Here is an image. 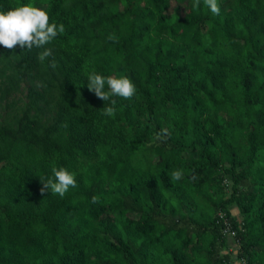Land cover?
<instances>
[{"label":"trees","instance_id":"16d2710c","mask_svg":"<svg viewBox=\"0 0 264 264\" xmlns=\"http://www.w3.org/2000/svg\"><path fill=\"white\" fill-rule=\"evenodd\" d=\"M41 1L65 26L52 56L0 45V264H264V0H218L219 15L203 0H0V11ZM92 72L128 76L136 95L103 114ZM53 167L75 174L63 198L40 191Z\"/></svg>","mask_w":264,"mask_h":264},{"label":"clouds","instance_id":"9594fccd","mask_svg":"<svg viewBox=\"0 0 264 264\" xmlns=\"http://www.w3.org/2000/svg\"><path fill=\"white\" fill-rule=\"evenodd\" d=\"M201 0H192L193 10L198 9ZM203 3L210 9L214 15H219L220 6L218 0H203ZM48 12L31 3L20 4L16 7L9 8L7 11H0V45L6 49L14 50L16 47L22 49L33 48L42 49L38 59L43 62L46 58L52 56V49L47 47L58 34L65 32V26L49 22ZM111 38V37H110ZM52 66L55 67L54 62ZM88 91L104 102H110L104 107L103 114L113 116L115 114L116 100L112 97H121L131 100L137 92L136 86L128 76H103L99 73L92 72L88 74ZM52 177L41 179V193L48 190L54 195L61 198L69 191L70 188L76 187L77 181L75 174L64 167H53L51 169ZM182 171L176 170L171 173V180L178 181L182 178ZM93 197V202L97 201Z\"/></svg>","mask_w":264,"mask_h":264},{"label":"rangeland","instance_id":"374dc122","mask_svg":"<svg viewBox=\"0 0 264 264\" xmlns=\"http://www.w3.org/2000/svg\"><path fill=\"white\" fill-rule=\"evenodd\" d=\"M39 3H40L39 7H41V6L43 7L44 2L41 1ZM193 154H194L193 152L185 151L183 155L186 158H189V156H191ZM228 168H229V165L228 164H223L222 166H220L219 170L217 171L218 182H217L216 191L221 192L222 198L229 197L230 194H231V192H232V190H233V188H232L233 178H232L231 174H229V172L227 171ZM240 188L244 189L245 186H241L240 185ZM234 210H235L234 211L235 213H233L232 210L230 211V213H231V215L233 217H235L237 219V218L240 217V215H239V212L236 211V209H234ZM219 213H224L225 214V212L222 209L219 208L217 210V212L215 213L216 219H218ZM237 220H238V223L240 225L241 218H239ZM222 233L224 234V236H226V232L224 231L223 226H222ZM228 246H229V243L227 242V247ZM232 248H236V247L235 246L234 247H230L229 246L228 249H230V250H228V251L231 252L232 251Z\"/></svg>","mask_w":264,"mask_h":264},{"label":"crops","instance_id":"0c3cea01","mask_svg":"<svg viewBox=\"0 0 264 264\" xmlns=\"http://www.w3.org/2000/svg\"><path fill=\"white\" fill-rule=\"evenodd\" d=\"M234 209H236V211L238 212V208L236 207V206H233V207H231V210H232V212L233 213H235L234 211ZM226 238H227V242L229 243V246L230 247H236V248H232V251H231V253H232V258L234 257V251L237 249V247H238V244H237V242L235 241V239H234V237L233 236H231V235H229V234H226ZM229 246L225 249V251L226 252H230V251H228V250H230V249H228L229 248ZM229 264H244V262L241 260H235L234 258H233V261H231Z\"/></svg>","mask_w":264,"mask_h":264},{"label":"built area","instance_id":"2783aa9c","mask_svg":"<svg viewBox=\"0 0 264 264\" xmlns=\"http://www.w3.org/2000/svg\"><path fill=\"white\" fill-rule=\"evenodd\" d=\"M217 221L222 224L226 234L235 236V231L231 228V222L225 217L224 213H219Z\"/></svg>","mask_w":264,"mask_h":264}]
</instances>
